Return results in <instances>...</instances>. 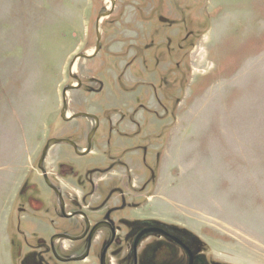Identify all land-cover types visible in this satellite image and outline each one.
Segmentation results:
<instances>
[{"label":"rangeland","instance_id":"obj_1","mask_svg":"<svg viewBox=\"0 0 264 264\" xmlns=\"http://www.w3.org/2000/svg\"><path fill=\"white\" fill-rule=\"evenodd\" d=\"M113 1L99 21L98 53L73 65L93 53L109 0H0V264H19V220L31 239L54 232L44 210L29 217L11 199L27 181L45 198L41 149L92 124L61 118L62 91L77 86L70 72L81 86L66 92L67 110L100 116L102 130L86 160L49 145L47 167L66 155L76 169L108 164L101 142L112 126L129 134L128 145L148 138L153 172L129 151L119 154L127 171L95 175L93 192L61 180L68 196L94 199L113 181L187 228L208 259L264 264V0Z\"/></svg>","mask_w":264,"mask_h":264},{"label":"flooded vegetation","instance_id":"obj_2","mask_svg":"<svg viewBox=\"0 0 264 264\" xmlns=\"http://www.w3.org/2000/svg\"><path fill=\"white\" fill-rule=\"evenodd\" d=\"M87 115L90 117H77L92 123L86 131H78L76 136L55 138L61 142L53 145L61 147L65 153L70 150L77 159L86 160L94 155L92 152L97 147L103 121L100 116ZM113 129L108 126V134L101 142L106 149L105 157L110 159L106 165H80L76 169L66 155L56 162L54 173L47 167L52 146L43 154L45 143L36 158L35 170L46 197L38 196V185L27 181L19 186L11 202L22 199L17 210L29 217L44 210L46 219L55 225L54 232L45 238L31 239L26 230L21 229L19 220L18 231L22 234L24 245L19 264H225L208 259L202 243L187 228L156 217L145 209L144 200L135 201L121 189L112 188L113 181L108 184L106 194L94 199L85 192L81 196H68L61 180L69 181L81 191L85 189L82 184L86 183V188L93 192L100 186L99 182H95V175L107 174L115 167L125 170L129 166L125 158L119 156L129 151L140 152V166L153 172L147 165L149 149L146 145L151 144L146 142L148 138L136 135V142L128 145L122 140L132 139L129 134ZM156 135L153 133L152 140ZM146 186L142 183L139 193ZM50 201L53 204L50 205ZM49 209L54 211V217L49 215ZM68 225L71 230L61 229ZM27 239H31L32 243Z\"/></svg>","mask_w":264,"mask_h":264},{"label":"water","instance_id":"obj_3","mask_svg":"<svg viewBox=\"0 0 264 264\" xmlns=\"http://www.w3.org/2000/svg\"><path fill=\"white\" fill-rule=\"evenodd\" d=\"M113 6H114V1L111 0L110 10H109V11H106L105 13H103L102 16H101V18H102V17H107V16L110 14L111 10L113 9ZM96 25H97V33H96V45H95V50H94L93 53L90 54V55L80 54V55L76 56V57L73 59V61H72V64H73V65H74V63H75V60L78 59V58L90 59V58H93V57L98 53V51H99V40H100V35H99V30H98L99 20L97 21ZM72 64H71V65H72ZM69 75H70L73 79H75V81L77 82V86H76V87H75V86H68V87H65V88L63 89V91H62V97H63V109H62V111H61V117H62L63 120H66L65 117H64V113H65V111H66V109H67V104H66V100H65V94H66V92H67L68 90H73V89H77V88L80 87V81L78 80V78L75 77V76H73V75H72V72H70ZM77 117H90V115L83 114V113H78V114H73V115H71L70 119H75V118H77ZM59 142H61V140L50 139V140L46 143V145H45V148H44L43 154L45 153V151H46V149L49 147V145L57 144V143H59Z\"/></svg>","mask_w":264,"mask_h":264},{"label":"bare ground","instance_id":"obj_4","mask_svg":"<svg viewBox=\"0 0 264 264\" xmlns=\"http://www.w3.org/2000/svg\"><path fill=\"white\" fill-rule=\"evenodd\" d=\"M111 0H109V2H110ZM111 3V2H110ZM101 20V19H100ZM99 20V21H100ZM101 22V21H100ZM100 24V23H99ZM91 54H92V52H91ZM90 55V54H89ZM74 69L72 68V71H73ZM66 95V94H65ZM71 115L72 114H70V112L66 109V111H65V113H64V117H65V119L68 121V120H72V119H70V117H71Z\"/></svg>","mask_w":264,"mask_h":264}]
</instances>
